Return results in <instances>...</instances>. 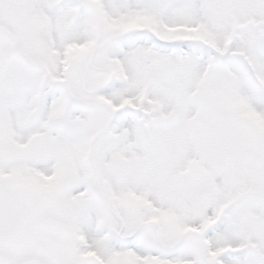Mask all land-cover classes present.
Returning <instances> with one entry per match:
<instances>
[{"label": "snow or ice", "instance_id": "obj_1", "mask_svg": "<svg viewBox=\"0 0 264 264\" xmlns=\"http://www.w3.org/2000/svg\"><path fill=\"white\" fill-rule=\"evenodd\" d=\"M0 264H264V0H0Z\"/></svg>", "mask_w": 264, "mask_h": 264}]
</instances>
